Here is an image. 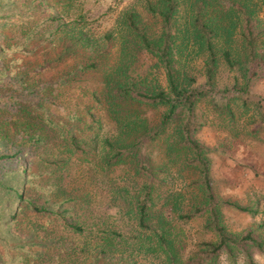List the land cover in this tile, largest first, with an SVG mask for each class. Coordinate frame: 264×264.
Here are the masks:
<instances>
[{"label":"rangeland","instance_id":"rangeland-1","mask_svg":"<svg viewBox=\"0 0 264 264\" xmlns=\"http://www.w3.org/2000/svg\"><path fill=\"white\" fill-rule=\"evenodd\" d=\"M238 1L217 0V3L227 9ZM151 4L156 7V0H151ZM127 9L138 10L148 33L158 34L157 12L149 10L144 0H0V153L9 155L0 159V264H152L156 260L152 254L140 253L133 261L126 259L121 263L117 251L95 254L91 247L85 252L76 250L69 259L60 250L55 252L48 243L50 235H60L65 241L71 238L55 226L53 216L85 218L91 213L118 221L121 217L116 212V203L121 199L111 197L110 187L124 185L129 198L134 183L141 182L130 169L134 159L128 152L124 160L119 159L115 164L105 159L101 170L94 167L101 139H112L115 128L91 93L102 87V69L113 62L115 41L107 40L98 69L77 68L92 51L91 47L80 43L65 45L70 44L66 35L70 27L75 31L81 28L91 39L105 42V34H116L122 13ZM257 14L264 19V3L258 7ZM65 46L69 48L66 51ZM143 59L142 52L138 61ZM146 62L135 64L134 72L151 71L153 74L149 76H154L158 87L164 88L163 74L159 69L149 68ZM72 66L76 72L68 74ZM254 67L259 72L247 90L234 91L230 89L231 71L218 61L211 95L219 105L212 104L205 96L200 99L195 112L202 122L194 138L205 146L200 156L207 160L215 199L237 201L254 210L251 213L218 204L226 230L235 234L250 228L264 236V68L260 63ZM203 79V74L197 72L196 83ZM225 87L229 90L222 91ZM228 96L232 99V114L220 109ZM25 105L35 106L45 122L50 119L42 131L48 137L44 142L35 144L27 136V132L36 135L39 130L32 133L33 129L16 125L17 118L26 113L22 111ZM163 110L162 105L142 107L150 125L158 122ZM76 115L83 120L75 121ZM91 118L99 119L100 124L88 123ZM69 131L79 138H91L88 141L94 145H89L90 151L79 154L62 151V137ZM175 137L166 130L149 143L142 141V149L161 164L165 162L160 158L164 139ZM194 156L193 151L184 149L176 162L161 164L153 179L157 203L170 195L177 200L178 210L189 211L191 203L198 202L202 192L196 183L199 172L193 163ZM32 202L43 204L52 212H36ZM206 218L202 213L177 220L184 253L200 239L215 237L203 227ZM46 228L54 231L47 236ZM73 239V245L81 244L80 236ZM247 250L253 264H264L261 252L251 246ZM245 259L241 250L233 255L223 252L217 264H247Z\"/></svg>","mask_w":264,"mask_h":264},{"label":"trees","instance_id":"trees-1","mask_svg":"<svg viewBox=\"0 0 264 264\" xmlns=\"http://www.w3.org/2000/svg\"><path fill=\"white\" fill-rule=\"evenodd\" d=\"M144 1L149 10L157 12L160 21L157 35L148 33L138 10L127 9L122 13L116 34H105V42L91 39L81 28L75 31L70 27L66 32L70 44H65L80 43L91 47L92 51L77 68L98 69L107 49V40L115 41L113 62L102 69V87L98 92L91 93L113 121L114 136L112 139H101V150L95 162H92L94 167L101 170L107 160L115 164L119 159L124 160L128 152L134 159L130 169L141 178V182L134 183L129 198L126 197L128 193L124 185L110 187L111 197L114 200L121 199L116 203V212L121 217L118 221L91 213L90 217L85 218L61 214L53 216L55 226L61 227L71 238L65 241L60 235H50L48 243L52 244L55 252L60 250L69 259L76 250L85 252L91 247L95 254L117 251L121 263L126 262V259L133 261L134 256L140 253H149L156 257L152 264H217L220 253L233 255L241 250L247 264H253L247 247H254L264 256V236L254 233L250 228L235 234L226 230L218 204H228L245 212L254 213V210L237 201L215 199L209 184L207 160L200 156L205 146L194 138L202 122L196 117L195 106L204 96L212 104L219 105L211 95L218 61H222L225 68L231 71L230 89L234 91L247 90L251 79L259 72L255 65L260 63L264 68V19L257 14L264 0H239L233 8L227 9L221 8L217 0H156V7L152 6L151 0ZM182 3L184 7H181ZM67 49L65 46L63 50ZM142 52L145 59L138 61ZM144 62L149 68L160 70L165 79L164 88L158 87L154 76H149L153 74L151 71L134 72V65ZM75 69L72 66L67 73H75ZM197 72L204 76L201 83H196ZM223 89L229 90L227 87ZM225 100L220 109L232 114V99L228 96ZM243 103L246 101L243 100ZM145 105L164 106L157 123L150 125L146 120L142 113ZM23 108L22 111L26 113L24 117L17 118L16 125L25 130L31 128L32 133H35L34 129L39 130L36 135L27 132V136L35 144L44 142L48 137L42 131L50 119L45 122L42 112L35 106L25 105ZM29 117L32 119L29 120ZM82 120L81 116H75V121ZM90 122L100 124L99 119L91 118ZM166 130L176 136L164 139L165 146L160 158H164L166 163L176 162L180 150L195 153L193 163L199 172L196 183L200 186L202 196L198 202L191 203L189 211L178 210V202L173 196L167 195L159 203L155 199L153 179L165 162L156 163L142 149V141L149 143ZM88 140L91 138H79L69 131L67 136L62 137L61 149L70 154L87 153L90 151L89 145H94ZM5 157L9 155L1 152L0 159ZM32 207L36 212H52L43 204L33 203ZM202 213L207 216L203 227L213 232L215 237L200 239L191 250L184 253L177 220L190 219ZM53 231V228L45 229L47 236ZM76 236L81 237L78 246L73 245Z\"/></svg>","mask_w":264,"mask_h":264}]
</instances>
